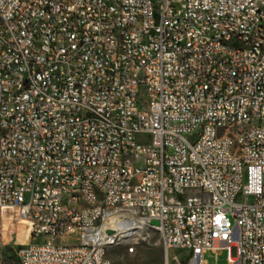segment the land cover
<instances>
[{
	"label": "built area",
	"instance_id": "obj_1",
	"mask_svg": "<svg viewBox=\"0 0 264 264\" xmlns=\"http://www.w3.org/2000/svg\"><path fill=\"white\" fill-rule=\"evenodd\" d=\"M110 25L131 34L116 56ZM0 143V264H108L139 247L117 224L160 226L164 264H264V0H0Z\"/></svg>",
	"mask_w": 264,
	"mask_h": 264
},
{
	"label": "bare ground",
	"instance_id": "obj_2",
	"mask_svg": "<svg viewBox=\"0 0 264 264\" xmlns=\"http://www.w3.org/2000/svg\"><path fill=\"white\" fill-rule=\"evenodd\" d=\"M45 0H20L21 4H39ZM106 2L107 7L118 9L119 11H128V0H96ZM50 3H58V0H50ZM178 18H181V26H186V33H198V26H188V11H178ZM136 27H143V20H136ZM219 34L223 36H238V29L234 25L227 23H219ZM110 39L113 44L106 46V56H116L125 46V42H131V34H122V28L118 25H110ZM167 40H175V31L162 29L156 37V44L166 43ZM214 46H220L222 49H231L240 53H249V45L240 38H215ZM258 126V113H250V119L247 125H242L241 134L255 133ZM113 145L118 152H126L129 149V142H124L121 136H113ZM5 145L0 143V161L4 159ZM91 171H100V164H91ZM142 193H149V185H142ZM70 198H78L71 200V207H81L86 205L85 191L69 190ZM91 198H101L100 190H91ZM150 233H158L161 236L162 243L165 242V233L160 226L145 225L143 231ZM117 232L120 238L133 240L134 243H140L142 229L138 225L117 224ZM28 233V232H27ZM119 247V246H118ZM114 248V245H105L104 260H108V264H112L108 258V251ZM129 254H133L134 250H128Z\"/></svg>",
	"mask_w": 264,
	"mask_h": 264
},
{
	"label": "rangeland",
	"instance_id": "obj_3",
	"mask_svg": "<svg viewBox=\"0 0 264 264\" xmlns=\"http://www.w3.org/2000/svg\"><path fill=\"white\" fill-rule=\"evenodd\" d=\"M22 235L27 236L28 233L22 229ZM145 235L146 237H143ZM150 238V239H149ZM162 240L158 233H150L144 230L141 234V241L138 248L133 254H129L125 246L111 248L108 251V258L112 264H164L165 252L161 246ZM175 252L171 256H177ZM211 264L215 263L214 258H207ZM218 264H226V254L221 253L218 258ZM6 264H17L13 261H6Z\"/></svg>",
	"mask_w": 264,
	"mask_h": 264
}]
</instances>
